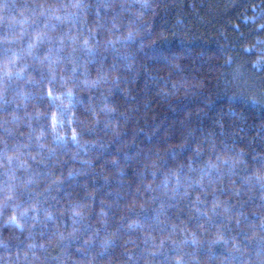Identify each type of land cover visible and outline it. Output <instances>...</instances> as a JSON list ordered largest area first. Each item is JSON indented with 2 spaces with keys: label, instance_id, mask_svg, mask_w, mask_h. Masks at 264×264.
<instances>
[{
  "label": "clouds",
  "instance_id": "obj_1",
  "mask_svg": "<svg viewBox=\"0 0 264 264\" xmlns=\"http://www.w3.org/2000/svg\"><path fill=\"white\" fill-rule=\"evenodd\" d=\"M201 3L0 0V264H264V0Z\"/></svg>",
  "mask_w": 264,
  "mask_h": 264
},
{
  "label": "trees",
  "instance_id": "obj_2",
  "mask_svg": "<svg viewBox=\"0 0 264 264\" xmlns=\"http://www.w3.org/2000/svg\"><path fill=\"white\" fill-rule=\"evenodd\" d=\"M216 0H203V3L200 4V12L202 15H206V19L204 22H201L199 24V28L201 31L208 32V31H214L215 26H217L220 23H223L225 16H234L235 12L238 10L236 8L229 10L227 13H222L218 7H215ZM191 18V17H190ZM195 31V28L193 29ZM164 45L169 49H181V48H188L193 50L195 52L196 50H199L202 47L208 48L211 47L210 44H205V42L202 39H194V40H188L184 41L179 38H173L170 42L165 41ZM225 101H221L218 103L217 107L222 108ZM232 103L236 105L237 108L244 107V111L247 113H250V116L254 117L257 115L256 108L258 106L247 104L246 106L242 104L240 100H235ZM231 114H228L225 110L224 113V119L225 123H227L228 119L230 118ZM261 116H264V110H261L260 112Z\"/></svg>",
  "mask_w": 264,
  "mask_h": 264
}]
</instances>
